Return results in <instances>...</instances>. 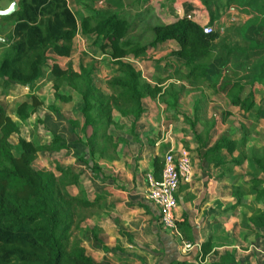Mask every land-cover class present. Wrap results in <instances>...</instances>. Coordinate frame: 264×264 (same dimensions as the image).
<instances>
[{
	"label": "trees",
	"instance_id": "obj_1",
	"mask_svg": "<svg viewBox=\"0 0 264 264\" xmlns=\"http://www.w3.org/2000/svg\"><path fill=\"white\" fill-rule=\"evenodd\" d=\"M252 1L259 0H251V6ZM156 3L157 0L152 4L149 0H130L94 9L78 20L67 0H18V9L3 15L12 18L13 23L10 50L0 60L2 88L8 89L11 82L32 83L40 76L45 61L51 59L48 77L52 81L54 98L72 100L71 91H63L67 88L81 96L79 111L83 121L78 123L85 136L82 144L88 154L82 159L88 162L94 152L98 151L100 155L106 152L105 143L98 147L97 137L99 133L103 141L109 137L107 126L112 121L113 109L122 115L132 113L137 117L143 109V98L168 93L166 87L162 89L160 84L148 80L131 58L173 39L178 43L174 53L183 61V71L177 72L178 79L185 83L206 81L214 92L227 99L228 104L254 117L248 129L238 128V135L222 134L203 155L220 157L218 161L222 162L220 151L223 148L229 152L238 149L241 156L251 160L254 171L264 172V144L251 143L248 137L263 114V97L258 96L257 90L259 84L264 86V55L253 65L247 81L235 76L236 72L228 66L215 78L213 73L218 69L213 64L217 58L214 55L219 47L214 46L213 41L218 32L204 31L203 24L187 14H164ZM255 4L264 12V2ZM77 33L100 39L101 48L116 64L115 73L106 80L112 92L106 93L94 83L91 64L80 63L74 68L70 63L59 62V57L72 53ZM41 102L33 93L18 101L17 117L24 121ZM51 104L53 110H58ZM202 119L201 108L194 106L190 125L194 128ZM216 121L212 119L205 127L204 137L196 131V139H206ZM71 122L76 125L75 120ZM19 130V124L0 101V264H110L95 260L86 251L82 240L72 237L73 228L85 216L77 218L76 208H90L98 202L96 198L68 189L69 184H79L80 172L62 166L59 167L61 178L47 168L33 166L38 151L65 153L74 144L56 132L43 143H35L19 134L18 152H15L9 136ZM162 165L163 157L155 155L153 174L157 178L161 176ZM98 168L94 160L88 167L94 173ZM252 181L254 192L259 196L264 192V187L258 186L262 179L252 174ZM252 219L255 224L264 226V209H255ZM176 223L179 237L192 240L186 213L183 212ZM93 236L97 239L96 232ZM208 244L210 240L202 243L201 257L208 251ZM177 263L174 260L166 264ZM123 264L147 263L127 261Z\"/></svg>",
	"mask_w": 264,
	"mask_h": 264
},
{
	"label": "rangeland",
	"instance_id": "obj_2",
	"mask_svg": "<svg viewBox=\"0 0 264 264\" xmlns=\"http://www.w3.org/2000/svg\"><path fill=\"white\" fill-rule=\"evenodd\" d=\"M11 1L0 0V8L8 6ZM67 1L79 20L83 15L93 12L94 9L119 5L122 2L130 0ZM152 1L149 0V3L152 4ZM157 2L156 7L164 14L176 16L189 13L192 18L198 20L203 25L211 24L213 30L218 32V37L213 41V45L219 47L214 55L217 58L213 64L218 69L213 73L215 78L221 75L225 66L233 69L236 72L235 76L241 77L244 81L250 78L249 75L253 71V65L257 59L264 55V46L262 45L264 43V12L257 9V5L255 4L264 2V0L252 1L253 6L250 5L251 0H157ZM11 28L12 21L0 16V36L4 38L0 40V58L10 50L8 42L11 36ZM171 47H173V44L168 40L136 58H131V61L136 67L144 69V61H147L146 63L149 65L158 64L164 58L165 63L163 65L166 67V73L159 70V74L157 75L161 77L165 73L167 74L166 77L175 78L176 76L178 78L177 72L182 71L180 69L169 70V68L176 67L175 65L182 66V59L174 53L169 52L170 54L166 56L161 52L162 49L166 50ZM48 57H51V55ZM50 60L47 59L45 61L42 65L40 76L30 84L25 85L19 82H11L8 89L5 90L1 86L3 76L0 75V101L6 105L7 112L20 126L19 132L12 133L9 139L15 152H18L17 137L19 134L31 139L35 143H43L48 142L51 139V135L56 132L64 137L66 141L74 144L73 147L63 154H58L54 150L38 151L33 161V166L47 168L62 178L59 167L66 166L63 163H69V161L77 164L81 163V165L79 164L76 167L80 171V182L79 184H69L68 189L75 193L80 192L85 194L90 198H96L98 202L90 208H76L77 218L85 216L79 220V225L73 228L72 237L83 241L86 240L88 242L87 252L95 260L101 261V249L94 247L97 241L93 236V233L96 232L97 239L101 240V227L99 228L98 225V222H101V197H98V195H101V185L98 187L99 184L97 182L93 183L91 171L88 169L92 165V160L95 162L101 160V155L96 151L92 155V160L88 162L83 161L82 158L88 157V154L82 144L85 136L81 130L83 116L79 111V99L81 96L75 90L67 88L63 89L65 93L69 91L71 93L74 92L72 100L61 101L54 98L52 81L48 77ZM58 60L61 64L70 63L74 68H78L80 63L91 64V76L94 83L106 93L112 92L106 80L115 73L116 64L107 52L101 48L100 39H97L94 35L84 36L81 33H77L74 38L72 53L69 56L59 57ZM147 74L151 76L152 72L147 71ZM165 79L163 78V80ZM181 85H183L182 89L178 90ZM166 89H168V93L151 97L152 99L155 98L154 107L157 110L160 108L159 111L164 120L172 121L170 131L168 130L167 134L169 144H161L162 155L171 144L174 147L185 146L194 155L197 152L200 154L204 145L212 143L222 134L238 135V128L242 130L248 129L250 123L254 122L252 114H247L239 107L228 104L227 99L222 94L214 92L206 81L185 83L180 79L179 83H168ZM257 91L258 96L263 97L261 103L263 114L257 120L256 127L248 134V137L251 143L263 145L264 86L259 84ZM31 93L36 95L42 102L34 113L22 121L15 113L16 104L22 99L29 98ZM177 96H180V99ZM51 103L56 105L58 110H53ZM194 106L201 108L203 119L198 121L193 128L190 125V117L193 115ZM114 111L115 109L112 110V112ZM214 118L217 121L211 130H209V136L202 141L196 139V131H199L200 135L204 137L205 127ZM72 119L76 121V125L72 124ZM97 141L98 147H101V143L107 144L109 139L105 138V142H102L99 133ZM107 150L110 153L111 147ZM240 154L239 151L238 155ZM80 155H82L81 158ZM98 166L96 177L99 178L101 184V165L98 164ZM92 221L96 222L93 223ZM165 230L171 231L174 237L181 240L172 230Z\"/></svg>",
	"mask_w": 264,
	"mask_h": 264
},
{
	"label": "crops",
	"instance_id": "obj_3",
	"mask_svg": "<svg viewBox=\"0 0 264 264\" xmlns=\"http://www.w3.org/2000/svg\"><path fill=\"white\" fill-rule=\"evenodd\" d=\"M0 16L13 23L12 18ZM3 39L0 36V40ZM169 41L173 47L161 50L166 56L178 48L177 41ZM10 42L11 36L8 47ZM146 62L141 70L151 82L160 84L162 89L170 82L179 83L176 76L166 77L164 58L158 64ZM175 66L169 70L183 71V66ZM159 70L165 72L161 77L157 75ZM147 71L152 72V77ZM154 101L155 98H143V109L137 117L132 113L122 115L117 110L112 112L106 144L111 152L106 149L101 160L96 161L101 165V184L97 173L91 171L93 183L101 185V195H98L101 197V222H98L101 240L96 239L94 245L101 249V261L110 264L127 261L166 264L174 260L177 264H264V226L255 224L252 219L255 209H264V192L259 196L255 194L252 174L262 179L258 186L264 187V172L254 171L251 160L238 155V149L229 152L223 148L220 151L222 162L218 161L220 157L202 155L216 140L204 145L200 154L194 155L189 149L192 171L188 180L180 181L176 192L175 215L180 219L183 212L186 213L192 231L189 241L196 245L183 247L182 240L161 225L158 208L146 195L145 175L153 171V157L163 156L161 144L168 143L165 134L170 131L172 121L164 120L160 108L155 109ZM63 164L75 171L77 165H81L73 161ZM206 240H210L206 245L208 251L201 257V245ZM87 243L82 240L86 251Z\"/></svg>",
	"mask_w": 264,
	"mask_h": 264
},
{
	"label": "built area",
	"instance_id": "obj_4",
	"mask_svg": "<svg viewBox=\"0 0 264 264\" xmlns=\"http://www.w3.org/2000/svg\"><path fill=\"white\" fill-rule=\"evenodd\" d=\"M188 17H191L187 13ZM192 18V17H191ZM206 32L213 30L211 24L203 25ZM168 132H166L167 138ZM192 171L191 154L185 146L174 147L172 144L163 154V165L161 176L157 178L153 171H148L145 175L146 195L154 203L159 212V221L165 229L172 230L180 236L177 227V217L175 210L178 205L177 188L181 180H188ZM183 247L189 248L196 245L195 243L181 239Z\"/></svg>",
	"mask_w": 264,
	"mask_h": 264
},
{
	"label": "water",
	"instance_id": "obj_5",
	"mask_svg": "<svg viewBox=\"0 0 264 264\" xmlns=\"http://www.w3.org/2000/svg\"><path fill=\"white\" fill-rule=\"evenodd\" d=\"M18 7H19L18 0H12L8 6L0 8V15L10 14L14 10L18 9Z\"/></svg>",
	"mask_w": 264,
	"mask_h": 264
}]
</instances>
